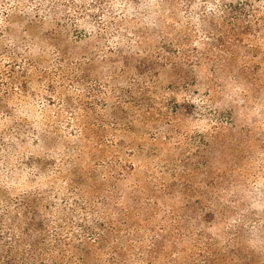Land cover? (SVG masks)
<instances>
[{
  "label": "trees",
  "instance_id": "16d2710c",
  "mask_svg": "<svg viewBox=\"0 0 264 264\" xmlns=\"http://www.w3.org/2000/svg\"><path fill=\"white\" fill-rule=\"evenodd\" d=\"M86 1L0 0V178L29 184L0 197V264H207L205 231L176 205L190 181H174L193 169L169 157L139 175L133 159L180 149V131L194 120L210 127L206 142L220 140L213 146L222 152L236 115L224 119L213 107L209 116L215 103L207 89L194 117L187 80L205 68L214 88L250 90L252 79L255 90L264 61V0H94L95 21ZM76 21L87 30L82 36L95 40L93 54L73 59L64 39L26 32L50 22L60 35ZM36 48L53 49L55 57L35 55ZM157 67L179 81L157 90ZM178 91L189 94L178 99ZM39 115L44 125L37 128L32 118ZM135 123L144 127L141 135ZM218 190L211 207L224 198Z\"/></svg>",
  "mask_w": 264,
  "mask_h": 264
},
{
  "label": "rangeland",
  "instance_id": "374dc122",
  "mask_svg": "<svg viewBox=\"0 0 264 264\" xmlns=\"http://www.w3.org/2000/svg\"><path fill=\"white\" fill-rule=\"evenodd\" d=\"M34 3L29 4L34 5ZM85 3L89 9L91 21H95L100 11L98 8H93L94 0H87ZM68 15L76 16L72 11ZM67 22L69 23L70 20ZM9 25L19 36H23V33H20L21 27L18 22L13 21ZM83 27L76 21L74 28L57 35L53 32L56 29L53 23L48 22L44 25L32 23L26 28L28 30L26 32L29 33L30 38L38 36L44 41L49 36L54 41L64 39L65 47L74 53L72 56L76 59L85 52H88V55L93 54L92 51L95 49V40L82 36L83 32L87 31ZM110 44L113 45L111 42ZM262 47L264 48V45ZM131 50L140 51L137 48ZM51 51L46 53L36 48L32 53L47 55L46 57L52 60L55 56ZM112 57L114 58V55ZM262 60L260 80L255 85V90H251L250 80L252 79L246 80V83L250 85V90L237 84H233L234 86L229 84L226 88L220 86L214 88L208 69L189 73L193 80H187L191 82L188 85V92L196 97V100H193L194 111L197 112L194 117H199L200 106L206 104L200 97L206 98L207 89L210 90L213 103H215L207 110L209 116L214 114L213 107L221 109L224 119H226V112L231 111L233 115H236L237 126L226 135L222 152L219 153L218 147L213 146L220 143V140L210 139L206 142L205 136L209 134L210 127L194 120L187 128L180 131L184 134V137L178 138L180 149L162 150L158 156H149L144 151L138 153L133 159L139 175L143 174L144 167L166 163L169 157L179 163H188L193 169L187 177H178L174 181V184L184 182V187L185 181H190L189 187H185L188 195L180 196L176 205L177 207L181 205L179 207L181 217L184 218L187 215L193 217L196 228L205 231L201 242H210V256L207 264H264V61ZM98 62L96 59L93 61L94 64ZM157 69L159 71L155 80L157 90L161 91L172 82L179 81L177 75L168 67H157ZM252 74L255 73L247 71L245 77L253 78ZM173 84L180 88L177 83ZM188 92L184 91L181 95V91H178V99H182L183 95H188ZM37 102L38 109L40 100ZM41 119L40 115L32 118L34 127L40 128L44 125ZM133 128L139 135L144 132V127L139 123H135ZM61 129L64 134H68L65 126ZM171 147H179V145L175 143ZM35 152H33L34 155H37ZM214 155L217 157L215 158ZM19 182L23 183V186H17L15 182L0 178V197L4 192H12L15 195L28 188L29 184L25 185V180L20 179ZM169 182H171L170 179ZM38 185L42 187L40 183ZM218 187L217 194L224 198H221L220 205L211 207L210 197L215 194ZM183 203L186 205L183 206ZM193 237L196 238V236ZM4 239H6V233L0 231V240Z\"/></svg>",
  "mask_w": 264,
  "mask_h": 264
}]
</instances>
